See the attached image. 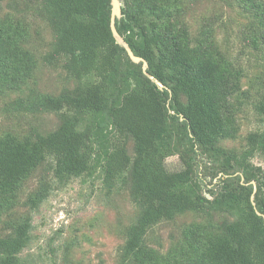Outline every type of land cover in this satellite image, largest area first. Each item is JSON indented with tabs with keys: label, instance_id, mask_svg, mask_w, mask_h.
<instances>
[{
	"label": "trees",
	"instance_id": "1",
	"mask_svg": "<svg viewBox=\"0 0 264 264\" xmlns=\"http://www.w3.org/2000/svg\"><path fill=\"white\" fill-rule=\"evenodd\" d=\"M121 1L117 29L148 61L147 72L113 34L112 0L35 1L54 35L45 62H62L76 83L56 95L30 86L40 61L27 46L26 23L0 18V93L16 92L9 110L62 113L48 131L31 125L25 134L0 132V223L7 230L0 233V264H24L32 214L52 181L66 184L97 169L108 191L128 189L138 208L123 263L264 264V168L252 161L264 155V96L255 105L261 127L240 150L227 149L222 142L240 133L243 68L210 26L192 32L188 0ZM237 2L255 25L252 46L264 49V0ZM173 154L183 162L180 170L166 166ZM48 161L52 181L41 177L23 199L29 179ZM22 205L28 211L18 212ZM189 212L199 219L166 251L148 242L153 226Z\"/></svg>",
	"mask_w": 264,
	"mask_h": 264
},
{
	"label": "rangeland",
	"instance_id": "2",
	"mask_svg": "<svg viewBox=\"0 0 264 264\" xmlns=\"http://www.w3.org/2000/svg\"><path fill=\"white\" fill-rule=\"evenodd\" d=\"M35 1L0 0V18L12 15L26 23L27 46L40 61L30 86L35 87V92L56 95L65 88L75 87L76 83L64 70L62 62L54 60L46 64L44 59L53 50L54 35ZM188 1L190 10L185 19L192 32L197 34L204 26H210L219 44L244 70L240 133L236 139L222 142L227 149L240 150L245 136L259 129L262 123L255 105L264 96V49L252 46L250 37L256 28L237 0ZM15 97L16 92L0 93V132L13 129L25 134L31 125L48 131L59 124L60 111L25 113L26 116L14 114L9 110V102ZM128 147L133 151L131 139ZM252 161L264 168L263 154H256ZM48 164L49 161L41 165L29 179L23 199L38 187L41 177L52 181ZM166 166L172 171L180 170L183 162L177 154L168 155ZM52 182L48 197L32 214L31 241L21 252L24 264H127L120 255L127 228L135 220L138 210L128 189L108 191L99 169L94 175L73 178L66 184ZM207 194L211 197L206 191ZM26 211L28 207L24 205L18 208V212ZM14 212L16 214V210ZM11 215L14 217L13 213ZM195 219L199 216L189 212L174 220L160 222L150 229L147 240L152 246L166 251L180 237L182 228ZM3 224L0 223V233L7 231L2 228Z\"/></svg>",
	"mask_w": 264,
	"mask_h": 264
},
{
	"label": "water",
	"instance_id": "3",
	"mask_svg": "<svg viewBox=\"0 0 264 264\" xmlns=\"http://www.w3.org/2000/svg\"><path fill=\"white\" fill-rule=\"evenodd\" d=\"M122 17V1L121 0H112V12H111V28L113 31L114 36L116 37L117 41L126 47L127 52L131 59L136 63H143V70L144 72H147L148 69V61L142 57L136 55L133 50L127 45L124 38L119 33L117 26H116V19ZM163 87V85H161ZM258 213L261 215L262 213L258 211Z\"/></svg>",
	"mask_w": 264,
	"mask_h": 264
}]
</instances>
